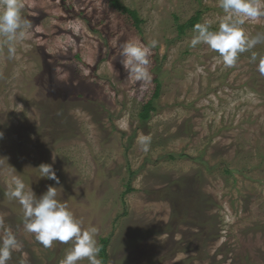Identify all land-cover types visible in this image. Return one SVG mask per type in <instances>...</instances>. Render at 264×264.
Returning a JSON list of instances; mask_svg holds the SVG:
<instances>
[{"label": "rangeland", "instance_id": "1", "mask_svg": "<svg viewBox=\"0 0 264 264\" xmlns=\"http://www.w3.org/2000/svg\"><path fill=\"white\" fill-rule=\"evenodd\" d=\"M118 1L139 26L112 0H19L31 28L14 59L0 38V236L21 245L8 264H60L69 247L25 231L5 195L15 176L37 197L56 187L98 244L109 238L106 264H264V75L250 59L264 43L225 67L178 30L198 11L218 28V0ZM243 28L264 34V16ZM130 40L157 42L148 81L121 65Z\"/></svg>", "mask_w": 264, "mask_h": 264}, {"label": "clouds", "instance_id": "2", "mask_svg": "<svg viewBox=\"0 0 264 264\" xmlns=\"http://www.w3.org/2000/svg\"><path fill=\"white\" fill-rule=\"evenodd\" d=\"M224 15L218 20V28L212 29L209 21L194 25L191 46L205 44L217 52L225 67H233L240 54L250 52L256 45L264 43V34L250 37L243 28L246 21H256L264 16L261 0H218ZM19 0H0V38L7 47L9 59H14L16 43L26 38L31 22L22 16ZM155 40L147 45L138 41H127L121 46V65L129 77L136 81L151 79L149 71L151 49L156 47ZM252 62L258 60L257 70L264 75V55L251 51ZM150 137L138 136L136 143L147 152ZM41 177L60 183L52 164L38 167ZM57 188L49 185L46 192L37 197L20 176L13 177L12 184L5 193L15 199L22 207L23 225L26 232L34 234L35 239L45 248L53 242L68 244L60 264H78L87 259L88 264H102L99 258L101 246L96 240L97 229L84 227L83 221L74 216L66 202L57 199ZM21 247L11 229L0 236V264H8L12 252ZM20 264H25L22 259Z\"/></svg>", "mask_w": 264, "mask_h": 264}, {"label": "trees", "instance_id": "3", "mask_svg": "<svg viewBox=\"0 0 264 264\" xmlns=\"http://www.w3.org/2000/svg\"><path fill=\"white\" fill-rule=\"evenodd\" d=\"M113 2V5L115 7H117L118 9L120 8L121 10L127 12L134 20H135V23L137 26H139L140 24V20L138 18V14L136 11H132V10H129L128 8H125L123 7L118 0H112ZM201 12L198 11L196 13L195 16H193L192 18H190L186 23H184L183 25H178V30L179 32L182 34L185 32L186 28L187 27H190V28H193L195 24L197 23H200V20H201ZM160 86L158 85L157 87V93H156V96H158V93L160 91ZM151 111H155V107L152 103V101H150L145 107H144V112L141 113V116L143 119L147 120L150 118V112ZM175 158V156H171V158ZM131 190V187L130 186H127V191H130ZM99 245L101 246V252H100V258L102 260V264H106L107 260H108V254H107V247L109 245V238H102L100 239V243ZM15 255V254H14ZM20 262V261H19ZM17 263V261H16Z\"/></svg>", "mask_w": 264, "mask_h": 264}]
</instances>
